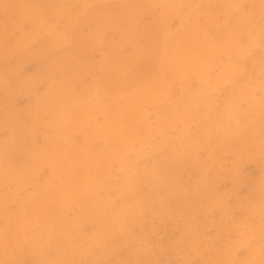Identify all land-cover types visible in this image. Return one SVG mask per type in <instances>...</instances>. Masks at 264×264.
<instances>
[{
    "label": "rangeland",
    "instance_id": "1",
    "mask_svg": "<svg viewBox=\"0 0 264 264\" xmlns=\"http://www.w3.org/2000/svg\"><path fill=\"white\" fill-rule=\"evenodd\" d=\"M0 264H264V0H0Z\"/></svg>",
    "mask_w": 264,
    "mask_h": 264
},
{
    "label": "crops",
    "instance_id": "2",
    "mask_svg": "<svg viewBox=\"0 0 264 264\" xmlns=\"http://www.w3.org/2000/svg\"><path fill=\"white\" fill-rule=\"evenodd\" d=\"M116 44H117L116 45L117 48H121V47L125 48L123 41L121 42L118 41ZM126 46L128 49L127 50L124 49V51L120 55L118 54L113 55V52L109 53V52L101 51V52H97L94 54H87L85 56H80L81 57L80 61L82 63H88L90 61L94 63L93 67L88 69V71L92 73L93 75L86 72V76L90 77L91 79H94L95 77L100 79L102 84L105 86V88L110 90L109 89L110 84L109 82H106L108 79L106 76L112 72V67L114 64H116L117 62L121 60L123 61L127 60V61H130L129 66L134 67V71L137 70V67L142 65L141 61L138 59L142 57L143 53L139 52L136 49L137 47H135L136 44H134L133 46L132 42L131 43L128 42ZM145 55H146L145 59H147V56H150V57L158 56L159 58V56H161V52L159 51V47H158L157 51L153 50L152 52H149ZM158 68H159V62L157 61L156 65H154L153 71H156Z\"/></svg>",
    "mask_w": 264,
    "mask_h": 264
}]
</instances>
